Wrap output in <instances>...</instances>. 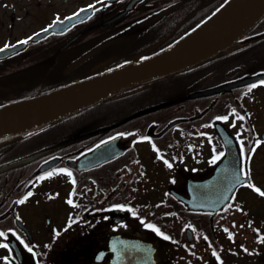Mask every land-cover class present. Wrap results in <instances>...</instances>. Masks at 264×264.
Segmentation results:
<instances>
[{"label": "flooded vegetation", "instance_id": "1", "mask_svg": "<svg viewBox=\"0 0 264 264\" xmlns=\"http://www.w3.org/2000/svg\"><path fill=\"white\" fill-rule=\"evenodd\" d=\"M226 1L0 0V105L170 54ZM263 73L264 16L213 56L0 141V167L35 155L0 170V264H264V79L213 91ZM217 123L250 179L220 207L198 187L226 152Z\"/></svg>", "mask_w": 264, "mask_h": 264}, {"label": "water", "instance_id": "2", "mask_svg": "<svg viewBox=\"0 0 264 264\" xmlns=\"http://www.w3.org/2000/svg\"><path fill=\"white\" fill-rule=\"evenodd\" d=\"M237 7L228 27L218 37L202 47L175 56H157L142 65L111 72L83 81L55 88L33 98L0 106V140L57 120L65 115L85 108L97 101L128 88L143 80L187 68L208 56L226 48L242 36L264 14V0H237ZM264 78V74L245 78L237 83ZM236 82L233 84H237ZM228 86V85H227ZM221 86L214 90H218ZM220 128V126H219ZM226 144V153L213 174L199 182L202 197L212 198L213 204L221 206L233 190L248 177L241 174V153L235 140L225 130L219 129ZM35 155L26 156L0 169H7L25 162Z\"/></svg>", "mask_w": 264, "mask_h": 264}, {"label": "bare ground", "instance_id": "3", "mask_svg": "<svg viewBox=\"0 0 264 264\" xmlns=\"http://www.w3.org/2000/svg\"><path fill=\"white\" fill-rule=\"evenodd\" d=\"M237 0H232L219 10L210 20L204 23L177 47L168 56L180 55L212 43L218 35L228 27L237 7Z\"/></svg>", "mask_w": 264, "mask_h": 264}, {"label": "snow or ice", "instance_id": "4", "mask_svg": "<svg viewBox=\"0 0 264 264\" xmlns=\"http://www.w3.org/2000/svg\"><path fill=\"white\" fill-rule=\"evenodd\" d=\"M77 15H78V14H77ZM69 19H71V18H69ZM21 43H23V44H27L28 41L25 40V41H22ZM0 51H3V49H0ZM261 83L264 84V81H261ZM252 87L254 88V87H256V85H252ZM249 91H251V88H249ZM233 114H235V113H233ZM216 119L227 121V120H228V117H217ZM237 119H239V120H243L244 117H243V116H237ZM233 126H234V125H233ZM145 139H147V138H145ZM153 147H154V149H155V145H153ZM157 151H158V150H157ZM243 152H244V149H243V147H241V153H243ZM222 155H223V153H220V154H218V155H215V156L213 157V160H212L211 162H212V163H215L216 161H218V160L221 158ZM165 163L168 165V167H172V165H171L170 163H168L167 161H165ZM61 171H64V170H61ZM65 174L68 175L69 177L72 176V173H71V172H66ZM52 175H54V173H52V172H49V173H48V176H49V177H51ZM73 183H75L74 180H73ZM248 186H249V187H253L251 184H249ZM254 190H255L256 192H258L259 195L264 196V191H261L259 188H255ZM31 195H32L31 192L27 193V195H26L23 199L19 200L18 203H20V204L25 203V201H26V200L28 199V197H30ZM67 203H69L70 205H73L74 207L76 206V205L73 204V201H72L71 199H69V200L67 201ZM229 207H231V205H230ZM146 227L152 229V230H153L154 232H156L158 235H163V234L160 232V230H159L158 228H156L155 226H153V225H151V224L146 225ZM241 227H242V226H241ZM225 231H227V229H225ZM12 234L15 235L14 232H13ZM57 235H59V233H57ZM0 237L6 238V234H5V232L0 231ZM231 238H232V237H231V234H229V239H231ZM17 239H19V237H17ZM163 239L168 240V239H170V238H169L168 236H166V235H163ZM204 239L207 240V237H204ZM20 242H21L22 244L24 243L23 240H21ZM25 247L27 248V250H28L29 252H32V251H33L32 248L29 247L27 244H25ZM0 248L8 249V248H9V245H8L7 243H0ZM213 255L216 256V253L213 252ZM4 259H5V261L7 262V264H11V260H10V258L5 257ZM217 259H219L218 256H217Z\"/></svg>", "mask_w": 264, "mask_h": 264}, {"label": "rangeland", "instance_id": "5", "mask_svg": "<svg viewBox=\"0 0 264 264\" xmlns=\"http://www.w3.org/2000/svg\"><path fill=\"white\" fill-rule=\"evenodd\" d=\"M256 123L261 126H264V101L261 102V109H260V113L258 114ZM264 204V201L261 200L260 205ZM252 211V210H250Z\"/></svg>", "mask_w": 264, "mask_h": 264}]
</instances>
